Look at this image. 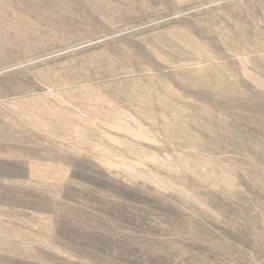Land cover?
<instances>
[{
    "label": "rangeland",
    "instance_id": "rangeland-1",
    "mask_svg": "<svg viewBox=\"0 0 264 264\" xmlns=\"http://www.w3.org/2000/svg\"><path fill=\"white\" fill-rule=\"evenodd\" d=\"M0 264H264V0H0Z\"/></svg>",
    "mask_w": 264,
    "mask_h": 264
}]
</instances>
